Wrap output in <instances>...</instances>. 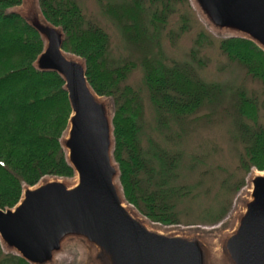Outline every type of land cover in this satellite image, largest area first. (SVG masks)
<instances>
[{
  "label": "trees",
  "instance_id": "1",
  "mask_svg": "<svg viewBox=\"0 0 264 264\" xmlns=\"http://www.w3.org/2000/svg\"><path fill=\"white\" fill-rule=\"evenodd\" d=\"M22 0H0V209H12L23 189L43 178L72 179L75 172L61 145L71 108L63 79L53 71H39L35 62L43 52L39 33L19 14L10 11ZM101 12L118 29L131 57H110L109 35L87 20L76 0H38L43 19L63 34L62 49L80 58L92 91L112 102V160L125 202L152 223L179 224L178 203L189 195L179 185L182 154L161 148L152 138L148 150L141 145L145 127L140 93L127 83L140 68L142 83L154 112L155 129L181 130L201 119L225 114L231 134L241 144L238 168L247 175L264 172V100L220 82L200 78L196 65L203 43L211 42L203 32L194 41L192 62L166 61L161 50L163 32L173 15L188 0H97ZM178 33L188 31L187 13H180ZM219 53L237 64L245 76L264 88V52L253 42L228 37L219 40ZM194 64V65H193ZM227 108H224V106ZM207 110L209 114L202 115ZM170 133V131H168ZM245 185L244 178L236 190ZM229 206L213 223L221 221ZM0 264H29L5 253L0 243Z\"/></svg>",
  "mask_w": 264,
  "mask_h": 264
},
{
  "label": "water",
  "instance_id": "2",
  "mask_svg": "<svg viewBox=\"0 0 264 264\" xmlns=\"http://www.w3.org/2000/svg\"><path fill=\"white\" fill-rule=\"evenodd\" d=\"M193 1L215 28L240 34L264 52V0ZM40 16L30 10L22 17L44 45L36 69L64 81L71 116L61 145L76 183L52 179L25 187L14 208L0 209L1 246L29 264H50L69 237L93 246L102 264H207L201 239L151 230L129 210L116 184L108 105L88 85L83 61L62 49L61 30ZM250 183L249 199L222 246L229 264H264V172L256 171Z\"/></svg>",
  "mask_w": 264,
  "mask_h": 264
},
{
  "label": "rangeland",
  "instance_id": "3",
  "mask_svg": "<svg viewBox=\"0 0 264 264\" xmlns=\"http://www.w3.org/2000/svg\"><path fill=\"white\" fill-rule=\"evenodd\" d=\"M85 18L101 27L110 38V57L114 60L131 57L135 59L128 46L124 43L118 29L104 16L97 0H76ZM190 8L185 7L172 16L169 25L161 38V50L166 61L191 62L189 53L195 48L194 41L198 34L203 32L210 44L203 43L198 53L204 65L198 68V74L206 82H220L233 88H243L247 94L258 96L264 100V88L245 76L244 71L235 63H230L218 51V42L223 38L240 37V34L228 30L215 28L202 14L193 0H188ZM34 10L40 14L38 0H22L21 5L11 8L24 17ZM187 13L189 18L188 31L173 39L168 33H178L180 13ZM192 63V62H191ZM127 83L140 93L143 104V120L145 127L141 136V145L148 150L149 139H154L161 148L175 150L182 154L179 185L189 188V195L183 198L177 206L179 224L162 225L152 223L141 216L131 205V211L145 221L149 229L171 236L195 237L203 241L207 264H229L222 253V246L227 236L236 227L237 220L244 209V203L249 199L251 190L250 180L256 174L252 169L247 175L238 168L242 146L232 136L230 118L225 114L201 119L191 123L181 130L172 125L170 133L155 129L154 112L149 102L148 94L142 83L140 68L135 69ZM112 116V102L102 98ZM224 108H227L225 105ZM209 114L204 110L200 114ZM264 111H260L262 116ZM262 121H264L262 119ZM66 137L64 134L63 139ZM115 164V163H114ZM116 165V164H115ZM117 166V165H116ZM244 178L245 185L236 190L238 183ZM59 179L71 187L76 183L72 179L45 177L40 183L47 180ZM116 184L121 192L118 179ZM229 206V211L221 221L213 223L212 216H217ZM215 216V217H216ZM5 253L15 254L13 250L2 245ZM50 264H102L93 246L79 238L65 240L61 250L54 254Z\"/></svg>",
  "mask_w": 264,
  "mask_h": 264
},
{
  "label": "bare ground",
  "instance_id": "4",
  "mask_svg": "<svg viewBox=\"0 0 264 264\" xmlns=\"http://www.w3.org/2000/svg\"><path fill=\"white\" fill-rule=\"evenodd\" d=\"M40 18L42 19V17L40 16ZM43 20V19H42ZM129 208V207H128ZM129 210L131 211V209L129 208Z\"/></svg>",
  "mask_w": 264,
  "mask_h": 264
}]
</instances>
